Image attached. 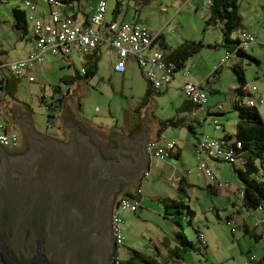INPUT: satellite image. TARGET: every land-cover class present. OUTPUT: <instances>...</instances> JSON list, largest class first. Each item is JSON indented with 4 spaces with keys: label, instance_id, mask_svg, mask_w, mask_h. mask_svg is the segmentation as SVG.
<instances>
[{
    "label": "rangeland",
    "instance_id": "374dc122",
    "mask_svg": "<svg viewBox=\"0 0 264 264\" xmlns=\"http://www.w3.org/2000/svg\"><path fill=\"white\" fill-rule=\"evenodd\" d=\"M107 1L108 10L105 17L108 21L112 19L116 3L120 1L124 5L123 15L128 9L126 20H132L137 15H140L143 20H149L150 29L154 25L155 29L152 30L163 32V36L171 48H177L185 40L201 43L202 47L188 60L185 68L190 71V77L193 64L198 68L196 70L198 73L211 69L207 73L209 82L203 83L202 86L207 92L208 105H214L217 99H220L221 104L226 105V97L232 94L233 84L237 83V75L232 70L234 66L243 69L247 86L256 87L264 100V46H261L264 42V0H238L242 29L233 33L231 40L237 41L238 36L239 39H242V32H245L255 37L256 42L249 50L250 57L233 56L231 60L227 58V51L230 47L232 48L235 42L226 44L222 33L223 25L217 18L208 22L210 14L204 10L195 12L190 5L180 9L178 0H161L164 4L163 12L159 10L158 3L154 2L149 8L136 13V7L144 8L143 0ZM96 2L98 0H80V5L85 12H89L90 7H93ZM175 3H177V8L173 7ZM16 7L21 10L25 9L23 5L17 4L16 0H0V50L7 51L9 54L15 46L28 50L31 41L28 36L27 41H22L21 33L13 28L12 11ZM17 55L16 52L13 53L12 58L16 59ZM114 57V51L105 46L102 49L98 72V77H102L103 81L97 78L96 81L82 84L80 91L76 92L77 89L72 91L68 102L74 111L82 117L99 122L104 127L109 126V128L111 126L120 127L123 112L128 111L130 106H134V102L138 106L140 102L138 98L144 95L148 84L146 80V82L144 81V76L138 67L132 70L126 80H123L120 75H115L112 72ZM221 57H224L223 60L220 59ZM220 66L218 74L211 77L212 73ZM67 67L66 62L60 58L48 56L44 65L36 67V70L30 74L34 78V83L28 84L27 81L22 80L18 100L20 99L21 104L28 106L35 129L44 136L56 134L57 126L52 123V120L49 122V116H52L50 111L52 87L71 73ZM80 68L81 65L77 61L74 69L80 71ZM184 84L182 73L177 72L169 90H177L179 86H182L180 94L185 97ZM40 86L44 87L45 91H40ZM210 87L220 90L221 95L216 97ZM42 94L46 97L44 103L40 101ZM168 94L169 91L165 94L164 92L158 94L152 90L151 100L154 101V105L156 104L154 112L156 111V114L161 118H167L171 113L174 91ZM176 98L174 99L179 101V97ZM158 104L159 107H157ZM18 105L20 104L18 103ZM79 105H81V109H79ZM258 111L264 120V102L259 106ZM226 116L222 115L217 118L225 125L226 130L231 132L235 130L237 113L232 110ZM18 118L22 120L21 116ZM201 129L196 127L197 132H200ZM18 134L20 139L19 131ZM169 163L172 167L158 165L157 161H153L150 175L140 184L142 194L137 199L139 201L137 212H132L129 209L120 211L126 249L123 258L128 254V249L152 256V254L155 255L154 251L157 248L160 264H248V255L258 253L254 248L255 241L243 232L242 222L239 219L235 221L239 230L234 234L231 233V228L226 225V219L236 212V209H239L241 214L246 213L238 201H236L238 205L236 209L232 205L235 200L232 198L231 192L241 187L235 167L223 162L212 163L213 167L218 166L216 168L217 176L224 183L230 184L231 187L229 191H224L211 185L218 190L215 193L210 187H205V179L210 184L211 182L208 178L200 175L193 157L187 155L183 162L171 160ZM187 172L190 174L187 175ZM175 176L189 177L198 185L189 188L184 186V191L175 190L168 180V177ZM189 211L192 215L189 214ZM258 214L257 212L255 215ZM248 222L251 225L253 219L248 218ZM179 233L198 250L183 253L178 261L168 260L165 258L167 252L160 244L166 239L168 246L172 248L178 246L177 234ZM200 234L204 235L208 243L206 250L200 247ZM257 244L261 249L262 242ZM250 247L251 251H249Z\"/></svg>",
    "mask_w": 264,
    "mask_h": 264
},
{
    "label": "water",
    "instance_id": "95a60500",
    "mask_svg": "<svg viewBox=\"0 0 264 264\" xmlns=\"http://www.w3.org/2000/svg\"><path fill=\"white\" fill-rule=\"evenodd\" d=\"M20 122L38 149L18 162L0 150V264H113L116 192L122 178L138 187L150 158L135 172H104L96 148L68 122L67 144Z\"/></svg>",
    "mask_w": 264,
    "mask_h": 264
},
{
    "label": "built area",
    "instance_id": "2783aa9c",
    "mask_svg": "<svg viewBox=\"0 0 264 264\" xmlns=\"http://www.w3.org/2000/svg\"><path fill=\"white\" fill-rule=\"evenodd\" d=\"M50 11L47 19L38 16L37 6L33 0H16L17 4L25 7L27 21L31 24V34L35 41V46L30 54L23 59L13 61L7 65L10 73L15 77L26 78L28 82H34V78L30 75L35 68L45 61L47 55L67 57L71 50L74 49L79 55V61L83 62L85 55L94 52L101 43L110 45L117 54V60L113 66L116 73L124 74L127 64L130 60L135 61L136 65L143 74L145 80L155 91H163L175 79V74L171 67L165 63L164 55L161 51L155 50L153 47L155 39L160 32H153L147 27L137 22H129L124 20H114L106 27L104 26L105 16L108 9L107 0H99L98 4L90 17V26H81L77 24L71 16L66 14L65 0H46ZM214 0H179L180 7L187 5H200L203 10L208 11ZM106 32H103V31ZM241 45L245 50H249L256 42V38L251 34L242 33ZM261 46H264V42ZM229 59V55L227 57ZM2 70L3 65L0 63V100L2 87ZM82 74L86 73L83 69ZM185 81L183 91L186 98L195 106L199 107V111L206 115V104L208 96L206 90L198 84L191 83L187 80L189 71L185 68L181 70ZM69 85H65L64 92L68 90ZM251 96L245 102L250 107L263 104L262 95L257 88H251ZM221 106L219 107V109ZM3 111L0 109V146L4 148H17L19 146V134L15 129L8 128L2 120ZM186 117L181 114L178 118ZM191 117L198 118L195 113H191ZM202 121V120H201ZM214 129L220 131L221 127L214 122ZM242 145L239 141H226L223 137H212L207 133L201 135L196 145L197 168L201 175L209 179L213 185L219 190H228L230 185L222 182L215 174L212 163H228L243 166L242 161L238 159L239 149ZM177 148V141L169 139L165 134L159 138L150 140L146 146V153L151 161L164 162L172 158ZM264 176V171H260ZM189 174V172H187ZM150 175L148 170L142 181ZM172 185L179 188L181 178H170ZM142 194L141 189L137 188L134 195L139 197ZM239 200L243 198V190L237 191L235 195ZM139 201L122 197L118 200L117 206L112 217V230L115 240V251H117L118 259L123 258L126 253L125 237L121 228L120 211L129 209L137 212ZM262 208H258L261 212ZM253 216V213L248 212ZM230 220L226 225L231 228V233L236 232L235 215L229 216ZM254 218L255 226L260 227L264 224V219ZM200 242L206 246L203 234L199 236ZM114 251V252H115ZM257 258L253 255L249 257V262L253 263ZM113 262V261H112ZM114 264V263H113ZM250 264V263H248Z\"/></svg>",
    "mask_w": 264,
    "mask_h": 264
},
{
    "label": "crops",
    "instance_id": "0c3cea01",
    "mask_svg": "<svg viewBox=\"0 0 264 264\" xmlns=\"http://www.w3.org/2000/svg\"><path fill=\"white\" fill-rule=\"evenodd\" d=\"M154 2L158 3L157 5L160 8L159 10L161 12H163L162 7L164 4H163V1H161V0H151L142 9L136 7L135 12L136 13L142 12L146 8H149ZM34 3L37 6L38 16H40L43 19H47V15L50 11V7L45 4L44 0H34ZM107 3H108V1H107ZM96 4H97V2L94 3L93 7H90L89 12H85L82 9L80 2H79V4L74 3L71 6V11H72L71 14L75 16L77 24H79L81 26H85V25L89 24L90 15L94 12V10L96 8ZM178 4H179V0H178ZM187 6H189V5H187ZM190 6H192V8L194 9L195 12H197L198 10H203L200 7V5H190ZM173 7L177 8V3H175L173 5ZM179 7H180V4H179ZM184 7H186V6H184ZM181 8L182 7H180V9ZM23 10L25 11V9H23ZM163 10H164V8H163ZM205 11L206 10H204V12ZM206 12H208V11H206ZM127 13H128V9L125 10L124 15L122 13L120 16H118L116 18V20H124L125 21ZM112 21H114V16L109 21L105 17V21H104L105 25L104 26L106 27ZM126 21H132V22L140 23L141 25L147 27L149 30L156 32V30H152V29H155L154 28L155 26L153 25L152 26L153 28L150 29V27H151L150 21L147 19L146 20L141 19L140 15H137L132 20H126ZM13 25H14V21H13ZM30 32H31V28H30V30H28V33L26 35H22L20 37V39L22 41H27V36L31 39V41L29 42L30 47L28 50H25L24 47H17V46L14 47L13 51L10 54L7 51L5 52L4 50H0V63L3 65L2 73L6 76V79L8 80V82L11 79V81H10L11 83L9 82L7 85V91L9 93L12 92L11 96L7 93H5V95L3 94L2 101L0 100V109L3 111L2 120L7 125L8 128L11 127L13 129H15V131H17V132L19 131L20 123H21V122H19L20 121L18 118L19 116L22 117L23 121L29 122L31 124L33 123V125H34L33 119L29 115L28 106L25 104H21L20 103L21 100L20 99H19L20 101L18 100L19 93H20L21 86H22V82H23L22 80L27 81L28 84H30V82H28V80L26 78L24 79L21 77H17V79H14V77H12L13 75L8 70L7 65L13 61H17V60L26 58L30 54V52L33 50V48L35 46V41L33 38H31ZM103 32H106V31L104 30ZM160 33H161L164 41L167 43L165 37L163 36V32H160ZM105 46H108L110 49H112L110 47V45H108L106 43H101L99 45V47L97 48L98 50H96L98 52V56H99L100 60L102 58V49ZM153 48L155 50L156 49L159 50L158 44H155V46ZM112 50L115 53V57H114V64H115V62L117 60V54H116L114 49H112ZM15 52L18 55L15 57L16 59H13L12 56H13V53H15ZM93 54L94 53L92 52L91 54L85 55L83 57V60H84L83 62L79 61V55L74 49L71 50L70 54L66 58L62 57V56H53V55H47L46 56V57L51 56V57H55V58H60L62 61L66 62V65L68 66L67 68L69 70H71V73H69L67 76H64L62 79L59 80V82L56 86L52 87L53 91H52V95H51V99H52L51 101L53 103L52 106L55 107V114H54V112H51V115L54 114L53 115L54 118L52 119V123H55V125L57 126V130H56V134H53L51 136H45V137H51L53 139H57L58 141L63 142L65 144L69 143L71 135L65 132L64 126H63V122H68L84 139L88 138V141L93 143L96 147H99L101 143H103L105 140H107V138H110L111 140H113V142L116 143L117 140H119L120 138H123V137H129V136L135 137L139 133V130L142 129V128H140L141 127V121H142V118L145 117V119H146L145 123H147L148 131H149L148 140H152L157 136L158 123L160 121H166V120L173 119L174 117H176V115L180 112V110L183 108V106L185 104H186V106L188 105L187 104L188 100H187L186 96L184 97V95L182 96L180 94V90L182 91V86H179L177 90H169L170 89V85H169L166 89L163 90L164 94L168 93V91H169V94H170V92L174 91L173 98H172V104H171V108H170L171 113H170V116H168L167 118H161L160 116H158L156 114V111L154 112V109H155L154 107L156 104L154 105V101L151 99H150L149 103L147 104V106L141 110V113L137 112L138 106L136 105L135 102H134V106H130L128 108L129 109L128 111H124L123 112V119H122V123H121L120 127L119 126H117L116 128L113 126H111V128H109V126L104 127L102 124H99V122H93L89 119L82 117L81 115H79V113L75 112L74 109L71 107V105L68 103L70 100L69 96L72 93V91H74L76 89H77L76 92L80 91V89L82 88V84H84V83H87V82L89 83V81L90 82L96 81L97 78L100 81H103L102 77H98L100 60L97 64L96 74L93 78H91L89 80H85L84 75L81 72L83 69H87L86 68L87 64H88V62H90V60L92 58L91 56ZM247 54H249V52ZM46 57H45V61L42 63L43 65L46 62ZM223 58L224 57H221L220 59L223 60ZM77 61L81 65L80 71H77L74 69V65H75V63H77ZM42 64H40L38 66L40 67V66H42ZM213 65H215V64H213ZM38 66H37V68H38ZM135 67H138L136 65L135 61L130 60L127 64V68H126V71L124 74L116 73L114 71V69L112 72H114L115 75L122 76L123 80H126L128 75L132 72V70ZM72 69H73V71H72ZM196 70H198V68L193 64L192 70H191V77H190V71H189V77L187 78V80L191 83L198 84L202 87L203 83H205V82L208 83L207 82V79H208L207 73H209L211 69H209V71L204 70L203 73H198V72H196ZM13 79L15 80V82L12 83ZM144 81H145V78H144ZM66 83L70 84L69 88H68L69 91H68V94L66 96H63L62 91H63ZM236 87H237V85L233 84L232 90L235 89ZM146 89H147V85H146ZM146 89H145V91H146ZM39 90L45 91V88L40 86ZM210 90L213 94H215L216 97L221 95L220 90H218L217 88H211L210 87ZM176 95L179 97V101L176 100L177 99ZM142 97L143 96H140V98H138V99H141ZM174 98H176V99H174ZM231 98H232V94L229 97H226L227 102H226V105L224 106L225 111L223 113H220L219 112L220 109L218 108V105H222L220 102V99H217L214 105H208V102H207L206 110H208L209 114H211V115H209L207 117L208 125L206 127L198 126V125H196V123L190 122L188 119H186L184 117V118H182V120H184L185 122L182 126H179L177 128H169L165 131L164 134L166 135L167 138L174 139L177 141V148L175 151V156H174V158L169 159V161L178 160V161L183 162V161H185L186 156L189 155L190 157L194 158L195 163H196V168H197L196 145L198 143V139L201 136V134L207 133L210 136L216 137V138H222V136H225V135L233 136L235 134V130H232L231 132L226 130L225 125L221 122L220 119H219V121L223 125L224 132L223 131L222 132L216 131L214 129V127L212 125H210V121H211L212 117H214L215 114H222V115L228 116V114L232 111L227 107V104L229 101H231L230 100ZM45 100H46V97L44 94H42V96L40 97V101L44 103ZM18 103L20 105H18ZM17 106H19L20 108H18ZM52 106H50V107H52ZM57 107H59V108H57ZM157 107H159V104ZM79 109H81V105H79ZM193 109H194V107L192 105H188L187 111H191ZM195 114L197 115V117H200L201 120H203L205 117L203 112H201V111H197V112H195ZM188 125H191L194 128L195 135L188 131V129L186 127ZM196 127L202 128L200 130V132H197ZM234 127H236V125ZM33 128L37 134H41L38 130L35 129L34 126H33ZM93 130L96 133V135L92 134ZM100 135H103L104 137L103 136L101 137ZM169 161L167 160L164 162H158V161L157 162H158V165H165L167 167H172L170 165ZM152 164H153V161H151V165H149L150 172H151ZM211 166H212V168L216 174V168L218 166H216V167H213V165H211ZM189 174H187V175H189ZM201 176H203V175H201ZM216 176H217V174H216ZM174 178H180V177L175 176ZM168 180L172 184L169 177H168ZM204 184H205V187H210L212 192L216 193L218 191L215 189L216 188L215 186H214L215 188H213L211 186V185H213V183L210 184L207 179L204 180ZM239 184L241 186L240 181H239ZM197 185L198 184L189 177L188 178L183 177L182 182H181V188L182 189L184 186L189 188V187H195ZM173 188L175 190L181 191L180 186L178 189L175 188L174 186H173ZM230 189H231V187L228 190H224V191H229ZM238 189H240V188L234 189V191L231 192L233 199H234L233 194H235V191ZM134 190H135V187H133V186L126 187L123 191V194L124 195H126L128 193L134 194ZM232 205L235 209L238 206L237 202H235V201H233ZM245 212L246 213L241 214V211L239 209H236V212H233L232 214L236 215L237 219H239L242 222L241 227H242V230L244 233L252 232L256 236H260L262 238L261 240H259V242H262V244H263L262 248L261 249L259 248V244H257L259 242H255L256 245L254 247L258 251V253H256L254 256L257 258V260H261L264 258V224H262L260 227L254 228V223H251V225H250L249 222L247 223V219L251 218V219H253V222H254L253 217L259 218L260 214L257 216H255V214H253V216H251L248 214V212L246 210H245ZM207 247H208V243L206 245V248ZM251 249L252 248L250 247L249 251H251Z\"/></svg>",
    "mask_w": 264,
    "mask_h": 264
},
{
    "label": "trees",
    "instance_id": "16d2710c",
    "mask_svg": "<svg viewBox=\"0 0 264 264\" xmlns=\"http://www.w3.org/2000/svg\"><path fill=\"white\" fill-rule=\"evenodd\" d=\"M44 1H45V4L48 6L47 1L46 0ZM150 1L151 0H143L145 5H147ZM79 2L80 0H65L64 1V3L66 4V10H65L66 14L71 16L75 22H76L75 16L71 14L72 12L71 6L74 3H79ZM123 7L124 5L120 1L116 3V7L113 11L114 20H116V18L123 13ZM26 11L27 10L25 11L21 10L19 7L14 8L12 11V15L14 19L13 28L17 32L21 33V35H26L29 30V23L26 19L27 18ZM208 12L210 14V19L208 22L213 21L215 20V18H217L223 25L222 33H223V37H224L226 44L235 42L232 48L230 47V49L227 51V54L229 55L230 60L233 58V56L250 57L247 54L250 49L245 50L242 47L241 39H239V37L237 41L231 40V35L242 29L241 19L239 16L238 0H214ZM86 26H90V18H89V24L85 25L84 27ZM242 33H245V32H242ZM31 38H33L32 34H31ZM155 44H158L159 51H161L164 55L165 63L168 65V67H171L173 69L174 74H176L177 72H181V70L185 69L188 60L191 59L195 54H197L199 48L202 47L201 43H196L193 41L185 40L177 48H171L164 41L161 33L158 34L153 46H155ZM227 48H229V46H227ZM96 50L93 52L94 54L91 56L92 58L90 62H88L87 64L86 73L84 74L85 80H89L93 78L96 74L97 64L100 60L98 56V52ZM220 68L221 66L212 73L211 77L216 76ZM232 70L237 75V83H236L237 87L232 90V98L230 99L231 101L228 102L227 107L230 110H233L235 111V113H237V123L235 127V134L233 136L225 135L222 137L226 141H230V140L239 141L242 145L241 149H239L238 151L239 152L238 159L242 161L243 166L240 167V166H237L236 164H231L235 167L236 169L235 172L241 183L240 189L236 190L233 196H234L235 202L238 201L240 203V206L247 212L256 214L258 212V208L261 207L262 211L258 212L260 214L259 218L264 219V176H262L260 172L261 170L264 171V120L260 116L259 111H258V108L260 105L250 107L248 106V104L245 103L252 94L250 91L251 88L247 86L243 69L234 66ZM12 77H14V79H17V77L15 76H12ZM14 79L12 83L15 82ZM10 81L11 79L9 80V82ZM9 82L6 79V76L2 73V87H1L2 96L3 94L5 95V93L11 96L12 92L9 93L7 91V85ZM207 82H209V78L207 79ZM65 85H70V84L66 83ZM152 90L153 89L150 87V85L147 84V89L143 97L140 99V102L138 103L137 112L141 113V110L147 106V104L149 103L151 99ZM156 92L158 94L162 93V91H156ZM2 96H1V101H2ZM187 104L192 105L194 109L191 111H187L188 105L186 106L185 104L183 108L180 110V112L176 115V117H174L171 120L160 121L158 123L157 136L155 138H159L169 128H177L179 126H182L185 121L182 120V118L184 117L178 118V116L181 114H185L186 119L196 123V125L198 126L206 127L208 125L207 117L211 115L209 114V111L205 109L206 115L202 121L194 117L192 119L191 113H195L199 111V107L195 106L189 100L187 101ZM220 106L221 108L219 112L223 113L225 111V107H224L225 105L223 104L218 105V108ZM219 116H222V114H215L214 117H212L210 121V125L214 127V122H216L221 127L220 131L224 132L223 125L219 121V118H217ZM52 118L54 117L49 116V122L52 120ZM186 127L190 133L195 135L194 128L191 125H188ZM174 156L175 154L172 155V158H174ZM182 179L183 177L181 178V181L179 182V186H180L181 191H184L181 188ZM241 189L243 190V198L239 200L235 195L237 191L239 192ZM122 197L130 198V199L135 198L134 194L132 193H128L126 195H123ZM136 198L138 199V197ZM189 214L192 215L190 211H189ZM232 215L234 214H231L230 216ZM229 220H230V217L226 219V222ZM255 227L257 228V226H255V223H254V228ZM238 230L239 228H236V231ZM245 234L251 236L255 242H259V240L262 239L260 236H256L252 232H246ZM177 239L179 241V245L173 248L168 246L166 239H164L160 244V246H162V248L166 250L167 256L165 258H167L168 260L175 259L176 261H178L181 259L183 253H186L188 251L198 250L181 233L177 234ZM200 247L206 250V246H203L201 242H200ZM157 250L158 249L156 248V250L154 251L155 255L152 254V256H146L136 250L128 249V254L126 255V257L127 256L128 257L121 258V259H118L117 251H115L113 253L112 261L114 264H160L159 259H158ZM250 256H253V255L249 254L248 258ZM249 263L250 264H264V258L261 260H257L253 263L251 262Z\"/></svg>",
    "mask_w": 264,
    "mask_h": 264
},
{
    "label": "flooded vegetation",
    "instance_id": "af4514ba",
    "mask_svg": "<svg viewBox=\"0 0 264 264\" xmlns=\"http://www.w3.org/2000/svg\"><path fill=\"white\" fill-rule=\"evenodd\" d=\"M63 96L68 94V91H62ZM53 104V103H52ZM59 108V107H57ZM51 112L55 114V107L50 108ZM144 124L141 121V130L135 137H123L117 140V142H113L110 138H107L103 143L100 144L99 147H96L93 143H91L94 148H96L97 156L100 155V165L103 168V171L109 172H130V171H138L139 160L142 161L146 153L148 140V126L145 123V117L142 118ZM20 133V143L17 148H4L0 146V150L8 157L10 162H18L25 160L27 158H32L34 156V151L38 148L34 146L27 135V127L25 122L20 125L19 128ZM93 135H96L94 130L92 131ZM101 137L103 135H100ZM92 137V136H91ZM104 137V136H103ZM6 161L0 155V179H2L4 171H5ZM145 174V173H144ZM144 176V175H143ZM133 186V183H129L123 178L121 179L119 188L116 192L113 213L117 206L118 200L123 196V191L126 187ZM134 187V186H133ZM113 216V214H112ZM112 219V218H111Z\"/></svg>",
    "mask_w": 264,
    "mask_h": 264
},
{
    "label": "clouds",
    "instance_id": "9594fccd",
    "mask_svg": "<svg viewBox=\"0 0 264 264\" xmlns=\"http://www.w3.org/2000/svg\"><path fill=\"white\" fill-rule=\"evenodd\" d=\"M47 107H48V106H47ZM52 107H53V106H52ZM52 107H50V108H52ZM52 116H53V115H52ZM148 157H149V156H148ZM171 159H172V158H171ZM166 161H167V160H166ZM149 165H150V162H149ZM148 170H149V166H148ZM150 173H151V172H150ZM142 179H143V178H142ZM141 182H142V181H141ZM140 184H141V183H140ZM137 188L139 189V188H140V185H139L138 187H135V190H136ZM135 190H134V192H135ZM134 196H135V195H134ZM136 197H137V196H135V199H137ZM121 198H122V197H121ZM228 217H229V216H228ZM205 241H206V240H205ZM206 245H207V243H206Z\"/></svg>",
    "mask_w": 264,
    "mask_h": 264
}]
</instances>
